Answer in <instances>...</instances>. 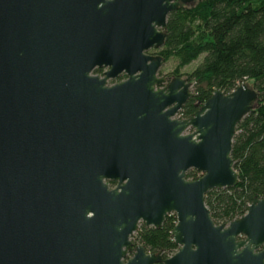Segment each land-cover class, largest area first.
Masks as SVG:
<instances>
[{"label": "water", "instance_id": "water-1", "mask_svg": "<svg viewBox=\"0 0 264 264\" xmlns=\"http://www.w3.org/2000/svg\"><path fill=\"white\" fill-rule=\"evenodd\" d=\"M189 2L0 0V264H264V199L221 225L204 205L238 182L231 142L257 93L214 90L181 120L191 84L150 53ZM168 215L177 251L129 255Z\"/></svg>", "mask_w": 264, "mask_h": 264}, {"label": "trees", "instance_id": "trees-1", "mask_svg": "<svg viewBox=\"0 0 264 264\" xmlns=\"http://www.w3.org/2000/svg\"><path fill=\"white\" fill-rule=\"evenodd\" d=\"M164 35L162 46L151 54L163 63L175 60L169 77L184 79L193 94L179 119L191 118L214 90L229 94L248 84L257 93L250 112L236 124L231 142L237 184L204 195L213 223L227 224L242 217L253 201L264 199V0H203L178 7L168 14ZM192 64L188 73H180ZM185 178L196 180L197 172L188 171ZM175 224L174 215L166 216L158 229L140 224L130 238L129 255L136 246L147 254L160 253L162 259L173 255L178 249L171 239Z\"/></svg>", "mask_w": 264, "mask_h": 264}, {"label": "rangeland", "instance_id": "rangeland-1", "mask_svg": "<svg viewBox=\"0 0 264 264\" xmlns=\"http://www.w3.org/2000/svg\"><path fill=\"white\" fill-rule=\"evenodd\" d=\"M202 1L203 0H191V2H189V6H196L197 4L201 3ZM150 53H152V52H150ZM175 66H176V61L172 60V59L166 63H163L161 65L160 70L158 71V76L159 77H166L167 79H169L170 78L169 74L173 71ZM192 66H193V64L189 67L181 69L180 73L181 74L188 73ZM199 176H200V174L197 173V177H199ZM109 187L113 188V185L109 184Z\"/></svg>", "mask_w": 264, "mask_h": 264}, {"label": "flooded vegetation", "instance_id": "flooded-vegetation-1", "mask_svg": "<svg viewBox=\"0 0 264 264\" xmlns=\"http://www.w3.org/2000/svg\"><path fill=\"white\" fill-rule=\"evenodd\" d=\"M151 52H152V51H151ZM99 71H100V72L97 73V74H95V75H99V76H101L104 70H99ZM165 78H166V77H165ZM122 79H123V78L121 77V78L118 79V81H119V80H122ZM112 83H114V82H109V84H112Z\"/></svg>", "mask_w": 264, "mask_h": 264}]
</instances>
